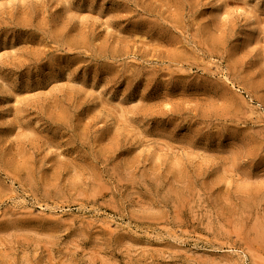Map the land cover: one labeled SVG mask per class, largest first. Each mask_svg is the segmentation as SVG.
<instances>
[{"label":"rangeland","instance_id":"374dc122","mask_svg":"<svg viewBox=\"0 0 264 264\" xmlns=\"http://www.w3.org/2000/svg\"><path fill=\"white\" fill-rule=\"evenodd\" d=\"M0 264H264V0H0Z\"/></svg>","mask_w":264,"mask_h":264}]
</instances>
